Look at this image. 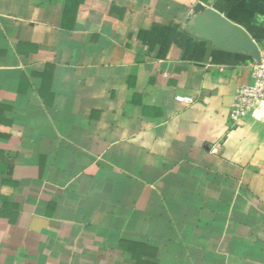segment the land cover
<instances>
[{"label":"crops","instance_id":"0c3cea01","mask_svg":"<svg viewBox=\"0 0 264 264\" xmlns=\"http://www.w3.org/2000/svg\"><path fill=\"white\" fill-rule=\"evenodd\" d=\"M198 2L261 49L264 0H0V264H264L256 60Z\"/></svg>","mask_w":264,"mask_h":264},{"label":"water","instance_id":"95a60500","mask_svg":"<svg viewBox=\"0 0 264 264\" xmlns=\"http://www.w3.org/2000/svg\"><path fill=\"white\" fill-rule=\"evenodd\" d=\"M188 28L194 34L213 41L217 47L249 53L256 61H260V47L251 33L202 2L194 6Z\"/></svg>","mask_w":264,"mask_h":264},{"label":"built area","instance_id":"2783aa9c","mask_svg":"<svg viewBox=\"0 0 264 264\" xmlns=\"http://www.w3.org/2000/svg\"><path fill=\"white\" fill-rule=\"evenodd\" d=\"M252 77V83L241 85L236 91L230 116L237 123L252 113L257 105L264 102V42L260 49V61H256L253 65ZM218 150L216 146L212 152L217 153Z\"/></svg>","mask_w":264,"mask_h":264},{"label":"trees","instance_id":"16d2710c","mask_svg":"<svg viewBox=\"0 0 264 264\" xmlns=\"http://www.w3.org/2000/svg\"><path fill=\"white\" fill-rule=\"evenodd\" d=\"M69 6H71V3H70V5Z\"/></svg>","mask_w":264,"mask_h":264}]
</instances>
